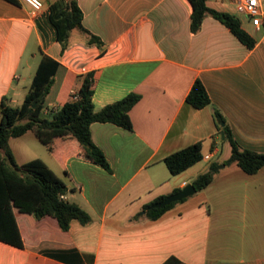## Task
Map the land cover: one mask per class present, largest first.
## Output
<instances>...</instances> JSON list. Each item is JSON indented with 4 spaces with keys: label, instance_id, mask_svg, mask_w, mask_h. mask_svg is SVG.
I'll return each mask as SVG.
<instances>
[{
    "label": "crops",
    "instance_id": "0c3cea01",
    "mask_svg": "<svg viewBox=\"0 0 264 264\" xmlns=\"http://www.w3.org/2000/svg\"><path fill=\"white\" fill-rule=\"evenodd\" d=\"M18 1L0 0V106L4 99L13 107L24 103L43 58L59 64L46 116L68 103L89 73L95 112L131 94L141 100L130 112L132 131L91 126L110 171L87 160L73 139H56L48 149L56 169L44 162L69 188L66 199L93 222L75 221L64 232L54 218L18 213L25 247L0 242V264H264V169L251 176L220 159L230 145L222 137L226 125L243 149L264 154V16L257 29L238 13V0L208 1L241 20L257 42L249 49L211 16L194 34L189 0H76L84 29L104 48L74 30L63 50L50 21L59 0H40L44 8L36 14ZM198 80L212 102L202 110L187 103ZM216 111L225 126L219 128ZM30 133L37 139L34 132L16 139ZM197 143L212 159L193 174L200 163L172 176L165 159ZM14 156L19 165L32 161ZM213 164L224 167L207 189L157 220L146 216L148 205L181 191Z\"/></svg>",
    "mask_w": 264,
    "mask_h": 264
},
{
    "label": "trees",
    "instance_id": "16d2710c",
    "mask_svg": "<svg viewBox=\"0 0 264 264\" xmlns=\"http://www.w3.org/2000/svg\"><path fill=\"white\" fill-rule=\"evenodd\" d=\"M20 5L18 0H6ZM209 0H189L193 7L191 30L199 33L206 17L211 16L225 25L247 48L253 49L256 40L243 28L236 16L219 12L209 7ZM50 21L57 32V39L63 50L67 49L72 31L80 30L89 36V45L103 49V42L83 27V12L76 0H59L50 7ZM59 64L43 58L32 87L20 107H13L7 99L0 106V242L23 249L24 242L17 223V214L40 221L46 217L58 221L60 228L68 232L75 221L87 226L93 222L92 216L75 203L66 199L70 190L67 185L41 159L19 165L10 147L12 139L21 138L34 132L39 142L52 151L56 139L70 138L84 150V157L110 171V164L104 152L93 142L91 126L96 123H111L122 129L132 131L131 110L140 102L141 96L131 94L125 99L95 112L94 76L92 73L83 77L77 96L57 111L46 116V98L55 82ZM187 103L197 110L211 105V98L205 85L198 80L193 86ZM219 125L226 123L220 111H216ZM225 140L230 144L231 156L224 163L226 166L237 165L247 175H256L264 169V154L243 149L237 142L230 127L221 128ZM204 160L203 144L197 143L165 159L172 176H179ZM218 164H213L209 171L200 175L192 185L197 192L207 189L215 179ZM73 191V190H72ZM180 191H177L178 193ZM160 198L148 205L146 216L151 220L162 217L173 203L165 208H153L165 201Z\"/></svg>",
    "mask_w": 264,
    "mask_h": 264
},
{
    "label": "rangeland",
    "instance_id": "374dc122",
    "mask_svg": "<svg viewBox=\"0 0 264 264\" xmlns=\"http://www.w3.org/2000/svg\"><path fill=\"white\" fill-rule=\"evenodd\" d=\"M53 145V144H52ZM10 147L13 153L17 155L18 161H30L35 159H42L46 163H48L52 168L56 169L53 161L51 160L50 153L48 151L49 147L41 144L33 134H28L27 137L23 139H13L10 142ZM231 156V147L228 144H225L222 149V155L220 159L224 160L226 158H230ZM218 161V160H216ZM205 166L203 162H201L195 169H192L190 172L195 173L197 170L202 169ZM220 165L218 168H220ZM217 168V169H218ZM216 169V170H217ZM215 170V175H216ZM218 172V171H217ZM220 174L223 172L220 171Z\"/></svg>",
    "mask_w": 264,
    "mask_h": 264
},
{
    "label": "built area",
    "instance_id": "2783aa9c",
    "mask_svg": "<svg viewBox=\"0 0 264 264\" xmlns=\"http://www.w3.org/2000/svg\"><path fill=\"white\" fill-rule=\"evenodd\" d=\"M28 6L31 7L34 14L41 12L44 4L40 0H23ZM262 3L264 0H238L237 11L239 14L247 16L257 29L263 25ZM76 97L77 92L74 94ZM205 160H211L212 155L204 157Z\"/></svg>",
    "mask_w": 264,
    "mask_h": 264
},
{
    "label": "water",
    "instance_id": "95a60500",
    "mask_svg": "<svg viewBox=\"0 0 264 264\" xmlns=\"http://www.w3.org/2000/svg\"><path fill=\"white\" fill-rule=\"evenodd\" d=\"M225 126V124H223ZM223 139H225V134H222ZM224 166H221L216 170L219 171L221 168ZM197 193V190L192 184L187 185L185 188H183L180 192L168 197L165 201L155 204L153 208L160 209V208H165L173 203H179L182 202L192 196H194Z\"/></svg>",
    "mask_w": 264,
    "mask_h": 264
}]
</instances>
